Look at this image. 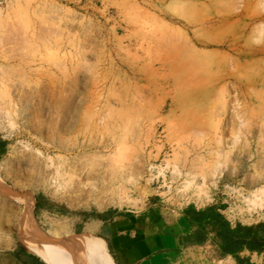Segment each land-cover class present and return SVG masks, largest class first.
<instances>
[{
  "label": "rangeland",
  "instance_id": "obj_1",
  "mask_svg": "<svg viewBox=\"0 0 264 264\" xmlns=\"http://www.w3.org/2000/svg\"><path fill=\"white\" fill-rule=\"evenodd\" d=\"M0 75V251L73 264L61 233L152 203L264 226V0H0Z\"/></svg>",
  "mask_w": 264,
  "mask_h": 264
},
{
  "label": "crops",
  "instance_id": "obj_2",
  "mask_svg": "<svg viewBox=\"0 0 264 264\" xmlns=\"http://www.w3.org/2000/svg\"><path fill=\"white\" fill-rule=\"evenodd\" d=\"M9 144L0 132V163ZM35 202L34 208L46 209ZM87 221L85 227L84 222L79 230L59 236L73 264H88L94 241L105 248L109 264H257L264 255V226L234 224L210 205L178 208L152 203ZM42 257L17 243L0 251V264H47Z\"/></svg>",
  "mask_w": 264,
  "mask_h": 264
},
{
  "label": "bare ground",
  "instance_id": "obj_3",
  "mask_svg": "<svg viewBox=\"0 0 264 264\" xmlns=\"http://www.w3.org/2000/svg\"><path fill=\"white\" fill-rule=\"evenodd\" d=\"M0 81H1V75H0ZM8 104H9V102H8ZM0 109H1V106H0ZM0 114H2V113H0ZM6 114H8V113H6ZM188 175H190V173H186V176H188ZM184 182H185V186L184 187H186V185L189 186L191 184L192 180L185 179ZM201 191H202L201 189L197 188V186L192 183L190 196L191 197H195L200 202H204V200L207 199V196L204 194L206 196V199L200 197L199 194H200ZM19 202H20V200H19ZM21 203L23 204V209H24L23 212H22V218L23 219L21 220V223H22L21 227L24 230H32L34 228V227L32 228L33 221H32V214H31V209L33 207V199L32 198L31 199H26V197H25V199H22ZM21 241H22L23 245L25 246V248L30 250V251L38 252V251L41 250L42 246L39 243H37L36 240H34L32 237H30L27 234V232H26L25 237ZM94 242L95 243H94V245L92 244L93 246H92L91 251H92V256L97 261V264H109V261H107V259L105 257V251H104L105 248L103 249V246H102V244L100 242H98V241H94ZM61 251H60L59 256L55 257V260L58 261V262H60L59 259L61 258V256L63 257V255L65 254V253H63Z\"/></svg>",
  "mask_w": 264,
  "mask_h": 264
},
{
  "label": "trees",
  "instance_id": "obj_4",
  "mask_svg": "<svg viewBox=\"0 0 264 264\" xmlns=\"http://www.w3.org/2000/svg\"><path fill=\"white\" fill-rule=\"evenodd\" d=\"M36 203H37V202H35V206H36ZM258 226H261V225H258Z\"/></svg>",
  "mask_w": 264,
  "mask_h": 264
}]
</instances>
